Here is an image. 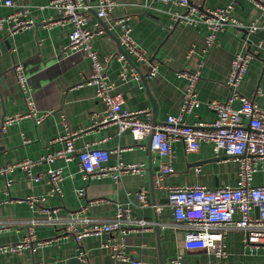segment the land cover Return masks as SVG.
I'll return each instance as SVG.
<instances>
[{
  "label": "crops",
  "instance_id": "0c3cea01",
  "mask_svg": "<svg viewBox=\"0 0 264 264\" xmlns=\"http://www.w3.org/2000/svg\"><path fill=\"white\" fill-rule=\"evenodd\" d=\"M18 7H27V17L34 25L13 36H6L0 30V129L5 116L25 113V97H29L38 115L49 112L38 125L32 119H22L0 130V166L23 160H36L41 156L62 148L57 139L66 129L80 135L75 140L76 149L86 145L100 147L109 152L106 166L124 164L143 165L139 174L121 173L117 180L112 174L104 177H82L79 161L56 160L44 163L27 172L15 170L6 177L0 175V244H14L27 235V227L32 220L35 241L31 248L17 254L5 253L0 257V264H131L114 259L101 244L110 238L103 234L98 237L84 238L80 247L86 261L78 258V245L72 236L63 234L60 224L45 223L46 216L30 207L25 201L34 196L44 199V206L54 209V217L63 219L73 211L84 207V217L108 221L116 212L117 205L131 211L125 236V251L141 264H172L178 257L180 264H264V250L247 247L240 231L228 232L223 244L227 252L224 259H218L204 250L188 251L184 248L182 235L175 233L169 225L172 212L167 205L168 188L200 184L207 188L237 184V164L231 159L216 158L212 145L201 143L195 152L185 153L179 141L171 144V166L173 173L167 174L158 189H153L159 165L164 161L153 150L150 138L137 145L129 131L119 132L118 127L99 124L103 116V105L95 96V87L81 85L83 78L91 74L90 61L81 50L62 52L68 42L71 31L69 24L61 25L54 9L49 7L51 0H16ZM109 19H98L94 11H89L87 28L95 31L104 30V35L92 39V48L100 56L122 54L124 52L119 40L120 30L112 26V18H125L131 27V36L148 55L149 61L157 65L153 78L147 75L144 66L134 58L126 56L127 69L139 72L140 79L121 81L118 74L122 63L116 58L105 65L104 72L113 84L112 93L121 94L123 106L129 110H148L155 123L163 122L169 115H176L181 107L186 87V80L178 77L181 70H194L202 60L200 78L196 83L200 106L185 115L188 124L196 122L210 123L215 119L214 112L206 107L212 100L225 101L230 90L226 81L231 60L243 48L244 40L250 42L248 50H255L259 40L264 41V13L250 0H236L232 16L243 25L252 24L259 27L254 35L243 30L226 27L217 35L215 45L203 54L205 48L206 27L185 26L173 22L167 11L177 10L169 4L152 3L151 0H114ZM231 0H190L199 9L211 10L223 8ZM146 6H152L149 8ZM9 7H0V17L13 13ZM53 21V22H52ZM194 53L187 59V53ZM20 64L25 77V92L16 81L14 66ZM242 95L253 100L264 110V49L259 50L248 65L239 86ZM239 108V101L231 104ZM49 168L61 169L63 180L59 194H49L45 179L33 181V177L43 176ZM115 174V173H114ZM6 179L10 185L6 186ZM254 184L264 183V163L255 173ZM83 190L78 196L77 191ZM141 190L148 191L149 206L140 207L135 194ZM162 206L161 213H156L152 205ZM144 221L151 228H141L137 222ZM158 225V231L155 226ZM40 241H49L46 245H37Z\"/></svg>",
  "mask_w": 264,
  "mask_h": 264
},
{
  "label": "built area",
  "instance_id": "2783aa9c",
  "mask_svg": "<svg viewBox=\"0 0 264 264\" xmlns=\"http://www.w3.org/2000/svg\"><path fill=\"white\" fill-rule=\"evenodd\" d=\"M152 3L169 4L177 10L167 11L173 22L185 26L196 27L200 24L206 27L205 48L203 54L215 45L217 35L226 27H234L243 30L248 35H254L259 27L252 24L243 25L232 16L236 0H231L223 8L201 10L193 5L190 0H151ZM264 13V0H250ZM114 0H51L49 7L57 13V22L61 25L69 24L71 31L68 42L61 51L81 50L90 61L91 74L78 84L92 85L95 87V96L103 105V116L99 124L103 127L114 124L119 132L129 131L137 145H142L145 138H150L151 147L157 151L164 161L159 165V171L153 184V189H158L163 177L173 173L171 166V144L174 141L182 143L185 153L195 152L201 143L212 145L214 157L231 159L237 164V184L234 187L224 186L207 188L200 184L184 186H171L168 188L167 205L172 212V221L169 225L175 233L182 235L183 246L188 251L201 250L212 253L218 259L227 256L223 239L230 231H240L243 234V242L247 247H255L264 250V183L254 184L253 179L264 163V110L253 100L242 95L239 86L246 73L249 61L255 57L259 50L264 49V41L259 40L255 50H248L250 42L246 38L243 43L245 51H240L231 60L226 86L230 90L228 98L221 102L212 100L206 103V107L214 112L215 119L210 123L196 122L188 124L185 115L200 106L197 97L196 83L200 78L203 61L201 60L194 70H181L177 76L186 80L185 92L181 107L176 115H169L163 122L155 123L151 119L148 110H129L123 106L121 94L112 93L113 84L107 79L104 68L108 62L116 58L122 63L118 74L121 81L129 79L139 80L140 74L135 70L127 69V58L130 56L140 65L144 66L148 78H153L157 73V65L149 61L146 52L138 46L131 36V27L125 18H112L111 24L120 30L119 40L124 54L100 56L93 50L92 39L96 35H104V30L95 31L87 28L90 16L89 11H94L98 19H109ZM0 7L13 8V13L0 17V30L6 36H13L34 25V21L27 17L29 9L18 7L16 0H0ZM153 8L146 6V8ZM53 22V21H52ZM193 49L187 53V59L193 56ZM16 81L25 92V77L22 67L17 64L13 68ZM239 101V108L235 109L231 104ZM27 111L5 116L0 130L22 119H32L36 125L40 124L49 112L38 115L33 101L25 97ZM2 105L0 98V107ZM76 131L66 129L65 133L57 140L63 144L62 148L50 154L41 156L36 160H23L0 166V175L6 177L15 170L27 172L32 176L31 170L44 163L50 164L56 160L65 162L77 157L80 171L84 179L92 177H104L112 174L114 180L121 173L139 174L143 171V165L124 164L119 162L115 166H106L109 152L100 147L86 145L84 149H76L74 142L79 137ZM115 173V174H114ZM61 169L49 168L44 175L33 177V181L45 179L49 186V194L60 193V183L63 180ZM10 180L6 179V186ZM78 196L83 195V190L77 191ZM148 191L141 190L135 194V199L140 207L149 206L147 200ZM30 207H38L36 211L46 216L45 223L60 224L64 235L72 236L78 245L77 255L82 262L86 261L81 241L89 236L98 237L103 234L110 238L101 244L107 249L114 259L141 264L132 259L125 251V236L128 226L134 222L129 220L131 211L117 205L114 217L108 221H99L84 217L85 208L73 211L68 217L57 219L55 210L44 206V199L34 196L25 199ZM156 213H161L162 206L152 205ZM39 221L32 220L27 227V235L14 244H0V257L5 253L17 254L24 249L31 248L35 241L34 225ZM129 224L125 226V224ZM141 228H151L144 221L137 222ZM5 225H0V231ZM49 241H40L37 245L43 246ZM181 258L172 261V264H180Z\"/></svg>",
  "mask_w": 264,
  "mask_h": 264
},
{
  "label": "water",
  "instance_id": "95a60500",
  "mask_svg": "<svg viewBox=\"0 0 264 264\" xmlns=\"http://www.w3.org/2000/svg\"><path fill=\"white\" fill-rule=\"evenodd\" d=\"M201 10H203L202 7H201ZM121 53L125 55V53H124L123 51H121ZM146 76H147V75H143V76H142V79H143L144 81H145ZM153 122H155V121L153 120ZM158 228H159V226L156 225V226H155L156 231H158Z\"/></svg>",
  "mask_w": 264,
  "mask_h": 264
}]
</instances>
